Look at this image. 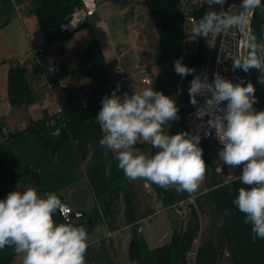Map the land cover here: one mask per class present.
Here are the masks:
<instances>
[{"label": "crops", "instance_id": "crops-1", "mask_svg": "<svg viewBox=\"0 0 264 264\" xmlns=\"http://www.w3.org/2000/svg\"><path fill=\"white\" fill-rule=\"evenodd\" d=\"M17 2L24 7V20L9 0L0 1V198L17 185L20 190L55 191L65 204L84 213V218L73 224L93 221V226H85L90 238L86 264H140L130 257L133 238L142 237L149 250H155L171 243L175 221H180L159 198L153 183L125 176L113 152L99 144L103 132L96 118L69 125L68 139L55 153L28 128L70 102L103 90L111 94L117 84L121 93L131 94L132 86L136 90L153 87L177 99L171 80L174 61L181 55V40L177 48L165 46L166 37H161L145 0H102L96 15L71 32L64 44H47L34 13L37 2ZM95 42L106 60V71L76 79L74 70L91 65L81 52ZM37 48L44 49L46 67L34 53ZM14 63L26 70L36 97L30 105L13 107L10 102L9 73ZM147 65L151 85L144 84L136 73L138 66ZM118 66L128 75L118 76ZM50 67L56 69L55 82L63 80L65 88L56 85L51 90L42 83ZM145 144L138 142L136 147L144 151ZM54 218L63 222L58 211ZM10 264H22V254L14 250Z\"/></svg>", "mask_w": 264, "mask_h": 264}, {"label": "clouds", "instance_id": "clouds-1", "mask_svg": "<svg viewBox=\"0 0 264 264\" xmlns=\"http://www.w3.org/2000/svg\"><path fill=\"white\" fill-rule=\"evenodd\" d=\"M208 2L220 5V11L210 8L204 13L193 27L197 36L208 37L247 23L251 11L264 0H242L243 11L239 13L223 7L227 0ZM249 39L251 51L233 58V69L248 72L261 68L264 42L255 36ZM174 70L181 77L196 72L183 63L182 56L174 61ZM132 87L131 94L121 93L117 84L102 98L95 115L103 132L99 144L113 152L128 178H146L164 188L175 185L177 191L194 193L206 170L201 136L187 130L165 131V126L178 117L179 106L173 95L153 87ZM187 91L193 105L200 96H206L197 115L209 117L207 123L223 145L219 159L232 167L241 166L239 179L248 186L239 189L233 204L244 213L256 237L264 238V109L255 106L254 84L243 79L234 82L218 72L211 79L196 73ZM210 134V130L205 133ZM138 142H147L156 151H141L136 147ZM58 210L61 215L67 212L57 192L42 193L36 187L20 190L17 185L16 190L0 198V249L14 246L22 254V264H86L90 244L86 227L67 222L66 216L64 222H57L54 214ZM224 214H229L227 209Z\"/></svg>", "mask_w": 264, "mask_h": 264}, {"label": "trees", "instance_id": "trees-1", "mask_svg": "<svg viewBox=\"0 0 264 264\" xmlns=\"http://www.w3.org/2000/svg\"><path fill=\"white\" fill-rule=\"evenodd\" d=\"M35 1L37 5L34 13L45 33L46 43L59 42L64 44L72 33L63 30L62 25L64 21L70 18L75 8L80 5V0ZM145 4L149 7L162 38L181 31L180 0H145ZM255 13L251 36H255L258 42H264V2L256 8ZM81 53L87 57L91 65L87 69L74 70L72 75L76 79H83L94 75V73L106 71V60L98 43H93ZM182 57L183 63L194 67L196 72L185 77H181L176 72L173 74L171 81L177 93L176 103L179 106V111L178 117L172 121L168 131L170 133L187 130L186 118L192 107L187 89L189 82L198 73L200 66V58ZM255 71L257 80L264 90V62H262L261 68L259 70L255 68ZM50 78L55 82L54 76H50ZM8 91L13 107L30 105L36 100L29 87L26 70L19 63H14L10 70ZM106 94L109 93L105 90L93 94L87 108L65 106L63 113L56 118L55 126L48 125L54 117L47 115L40 121L34 122L28 130L36 133L40 137L42 145L50 152L55 153L68 139L67 127L69 128L72 123L94 119L102 106L101 100ZM55 130L60 131L59 136L54 135ZM210 146V142L205 143L207 158L206 183H210L211 186L207 188V194L198 200L200 212L205 215L207 226L201 234L202 239L197 264H264V238L256 237L255 233L251 231V225L245 222L244 213L233 204L239 189L248 186L244 185L241 180L229 185H220L222 179L216 175L209 156ZM144 147L150 149L145 151ZM142 148L144 152L149 154L156 151L149 143L142 145ZM153 187L167 207L185 197V191H177L176 186L173 185L164 188L153 183ZM225 209L228 210V215L224 214ZM187 217L189 220L186 227L183 226L182 221L184 219H180L182 225L179 220L175 221L176 228L171 243L155 250H149L142 237H134L130 244L131 259L140 264H187L193 241L198 236L199 216L196 210L193 209ZM14 250L15 247L12 245H6L3 249H0V264H10L14 256Z\"/></svg>", "mask_w": 264, "mask_h": 264}, {"label": "built area", "instance_id": "built-area-1", "mask_svg": "<svg viewBox=\"0 0 264 264\" xmlns=\"http://www.w3.org/2000/svg\"><path fill=\"white\" fill-rule=\"evenodd\" d=\"M1 1V0H0ZM16 8L17 15L21 20H24L25 16L22 14L21 9L24 7L18 4L17 0H9ZM102 0H80V5L75 8L70 18L64 21L62 29L68 32H73L82 26H84L89 19H92L99 10V6ZM220 5H210L208 0H180V15H181V56L200 58V66L198 73L206 74L209 79L213 78V73H220L234 82H238L243 79L245 83L250 81V70L248 72L243 71L240 68L233 69V58L237 56H243L250 51V39L248 40L247 46L245 47L244 39L245 34L248 38L252 35L253 31V19L255 16L256 8L250 16V21L243 25L233 26L221 33L209 34L208 37L197 36L193 33L194 25L204 15L205 12L209 11L210 8L220 11ZM225 9H229L233 12L239 13L243 11L242 0H227L223 6ZM34 53L39 59V63L42 67H46V59L44 58V49L37 48ZM123 69V68H122ZM136 73L141 74L142 82L146 85L152 84L151 69L147 65L145 67L138 66ZM56 74L55 67L47 69L42 83L49 89H53L56 85H60L65 88L66 84L63 80L59 79L54 82L50 79V76ZM118 76L125 77L127 72L125 69L117 70ZM210 95V94H208ZM257 97L256 107L260 109V96L258 92H255ZM90 97L82 98L73 102H70V106H82L87 108L89 105ZM206 96H200L198 103L193 105L187 114L186 126L189 133H199L201 136L200 145L203 148V155L206 162V170L202 181L200 182L199 188L194 193H188L185 191V197L174 203L168 209L173 211L179 219H185L188 214L195 209L199 216V232L198 236L193 241V246L188 254L187 264H197L199 248L201 245L202 232L204 229L201 212L198 206V200L205 196L208 190H200V186L207 182V158L205 143L210 142L211 146L209 149V156L214 155V169L215 173L221 180L222 185H229L235 181L240 180L239 174L241 166H229L223 163L218 157V151L223 146L215 135V129H210V125L207 123L209 117L207 115H197L198 109L203 107L205 104ZM64 107H58L55 112L49 114L54 117L50 120L48 125L55 126L56 118L63 113ZM203 115V114H201ZM59 130V129H58ZM55 130L54 135L59 136L60 131ZM211 131L210 135H205L207 131ZM214 152V153H213ZM67 212L64 215L58 210V213L65 221L74 223L75 221L82 220L84 213L75 211L70 205L66 204ZM143 226L139 227L141 233Z\"/></svg>", "mask_w": 264, "mask_h": 264}, {"label": "rangeland", "instance_id": "rangeland-1", "mask_svg": "<svg viewBox=\"0 0 264 264\" xmlns=\"http://www.w3.org/2000/svg\"><path fill=\"white\" fill-rule=\"evenodd\" d=\"M254 20V19H253ZM83 27V26H82ZM182 39V35H181V32L180 31H177V32H174L172 35L170 36H166V39L164 41L165 43V46H171L172 48H177L178 45H179V41ZM166 47V48H168ZM90 100V99H89ZM214 153V152H213ZM211 160H212V163L214 164V158L215 156L214 155H211L210 156ZM208 184V185H207ZM210 183H204L200 186V190H207V188H209L211 186V184L209 185ZM201 216H202V222H203V226H204V230L207 226V220H206V217L203 213H201ZM189 218L187 217L186 219H184L182 222L184 223L183 226L186 227V224L188 222ZM181 222V221H180ZM182 222H181V225H182Z\"/></svg>", "mask_w": 264, "mask_h": 264}, {"label": "water", "instance_id": "water-1", "mask_svg": "<svg viewBox=\"0 0 264 264\" xmlns=\"http://www.w3.org/2000/svg\"><path fill=\"white\" fill-rule=\"evenodd\" d=\"M254 10L255 9H253L251 11V14L253 13ZM250 16L248 17L249 21H250ZM248 40H249L248 35L245 34V39H244L245 47L247 46ZM249 70H250V81L254 84V86L256 88V91L258 92V95L260 96V109H264V90H263V88L261 87V85L259 84V82L257 80V75H256L255 68L253 67V68H250ZM80 224H84V226L87 225V226L91 227V226H93V221L90 219V220H87V221H83Z\"/></svg>", "mask_w": 264, "mask_h": 264}, {"label": "bare ground", "instance_id": "bare-ground-1", "mask_svg": "<svg viewBox=\"0 0 264 264\" xmlns=\"http://www.w3.org/2000/svg\"><path fill=\"white\" fill-rule=\"evenodd\" d=\"M189 112V111H188ZM173 239V238H172ZM149 256V255H148Z\"/></svg>", "mask_w": 264, "mask_h": 264}]
</instances>
